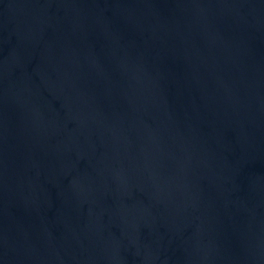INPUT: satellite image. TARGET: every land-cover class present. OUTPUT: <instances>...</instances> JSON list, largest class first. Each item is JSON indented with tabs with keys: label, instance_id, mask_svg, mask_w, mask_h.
Returning <instances> with one entry per match:
<instances>
[{
	"label": "water",
	"instance_id": "1",
	"mask_svg": "<svg viewBox=\"0 0 264 264\" xmlns=\"http://www.w3.org/2000/svg\"><path fill=\"white\" fill-rule=\"evenodd\" d=\"M0 264H264V0H0Z\"/></svg>",
	"mask_w": 264,
	"mask_h": 264
}]
</instances>
